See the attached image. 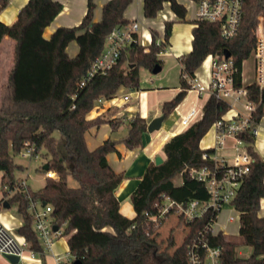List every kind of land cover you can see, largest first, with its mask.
I'll return each mask as SVG.
<instances>
[{
  "label": "trees",
  "instance_id": "1",
  "mask_svg": "<svg viewBox=\"0 0 264 264\" xmlns=\"http://www.w3.org/2000/svg\"><path fill=\"white\" fill-rule=\"evenodd\" d=\"M10 1L0 0V13ZM132 3L133 0H109L103 7L102 19L94 22L95 3L88 0L81 24L58 28L50 39L44 37V31L63 9L55 0H29L13 24L0 21V43L4 37L15 43L13 65L0 103L2 188L18 181L16 173L23 171V167L15 158L26 145L34 148L33 158L39 155L43 166L47 164L48 170L58 176L57 180L47 178L44 186L36 191L29 187L27 195L19 193L9 200L11 205H17L22 217L17 233L26 238L35 252L43 249L34 230L29 209L31 201L52 206L54 224L58 227L66 224L70 255L83 264H187L188 245L209 221L207 216L188 224L181 230L186 233L177 244L172 237L174 228H171L167 233L168 243L161 248L156 237L170 216L155 223L146 213L151 216L158 213L163 195L178 202L208 199L206 186L183 171L186 167L200 168L210 164L202 159L201 141L214 123L229 111V105L215 95L209 96L199 120L164 145L163 162L152 163L141 177L131 195L135 217L130 219L121 213L115 192L126 176L111 168L107 156L117 152L118 143L129 150L142 148L147 121L139 114L129 121L126 116L111 120L107 114L90 120L88 115L99 100L113 99L121 88L140 90L141 68L150 71L156 65L163 68L158 56L169 45L174 22L165 23L162 46L156 45L158 33L152 30L149 52L140 44H132L122 51L117 65L110 71L95 76L83 87L80 84L103 52L113 29L132 23L125 17ZM165 3H170L175 15L185 20L187 11L177 0H144L145 18H156ZM260 15H264V0H244L241 28L231 40L221 37L216 24L194 22L192 50L179 60L180 91L161 106L166 118L185 100L193 87L190 81L209 55L223 60L225 51H229L242 70L243 62L250 58L256 45ZM73 42L79 49L75 57L67 51ZM237 79L240 81V75ZM248 89L251 99L259 103L254 118L260 123L264 118V91L260 92L257 86ZM125 121L128 133L120 142L108 139L95 149L89 148L85 137L88 131H97L104 124L116 131ZM56 132L62 139L55 136ZM242 137L255 162L232 201L239 213V238L236 240L222 233L208 234L211 245L222 249L221 264H262L264 258V217L259 216L264 198V159L254 152V137L250 133ZM43 166L39 170L46 172ZM69 177L77 182V187L69 185ZM178 177L180 182L177 183ZM174 225L181 227L179 220ZM239 245L252 249L249 257L237 254ZM172 246L175 247L171 252Z\"/></svg>",
  "mask_w": 264,
  "mask_h": 264
},
{
  "label": "built area",
  "instance_id": "2",
  "mask_svg": "<svg viewBox=\"0 0 264 264\" xmlns=\"http://www.w3.org/2000/svg\"><path fill=\"white\" fill-rule=\"evenodd\" d=\"M190 1L196 6L197 20L218 25L223 39L231 40L238 35L243 18L244 0ZM141 30L143 29L139 21L114 28L106 39L103 52L93 62L80 87H83L95 76L110 71L117 65L122 51L132 44H140L144 47L145 52H149L152 39H149V44H147L145 33H141ZM164 43L165 36L164 39L157 38V46H162ZM159 55H173L175 57L168 46ZM250 57H253L254 64L252 81L248 84L244 82L243 71L236 66L232 56L228 59L219 60L213 55H209L205 59V61L210 59V73L207 82L202 80L198 72L190 81L193 86L190 91H194L198 98H202L204 94L215 95L229 105L226 116L215 122L212 127L215 131L213 146L203 149L202 159L210 164L200 168L186 167L183 171L192 179L206 186L209 194L208 199L178 202L163 195V204L158 213L153 216L146 213V216L155 223L161 219H167L169 216L170 218L176 216V220L181 223V230L186 229L188 224L209 216L205 229L198 232L188 245L187 264H221L222 249L211 245L208 234L210 236H217L219 233L224 234L225 226H221V230L215 232L218 217L224 207L235 210L232 201L255 162V157L248 150V143L242 136L250 133L256 139L259 134L260 123H257L254 118L259 103L251 99L248 88L257 86L260 92L264 91V15L259 16L256 45ZM239 75L240 81L237 79ZM102 101L103 99L99 100L98 104ZM197 105L194 104L187 114L181 116L180 126H182L183 131L202 117L203 112L197 110ZM26 146L19 156L39 159V155L33 158L34 148ZM45 175L46 178L58 179L57 174L52 170H47ZM3 190L4 196L0 200V256L5 258L17 256L21 260L24 251L29 250L32 257L51 254L57 264H72L74 260L69 252L67 253V256H70L69 263H65L63 258L54 252L56 242L69 236L65 235L66 224L61 227L54 224L52 206L47 204L43 206L40 201H31L29 206L34 230L43 249L42 252L38 253L32 249L24 236L17 233L19 227L13 224L11 220L14 217L5 212L6 208L4 207V203L16 194H28L29 186L26 179L19 178L15 185H6ZM236 220L237 218L231 215L228 218L229 223H235ZM54 227L57 229L55 230ZM7 264L11 263L8 261ZM262 264H264V258Z\"/></svg>",
  "mask_w": 264,
  "mask_h": 264
},
{
  "label": "crops",
  "instance_id": "3",
  "mask_svg": "<svg viewBox=\"0 0 264 264\" xmlns=\"http://www.w3.org/2000/svg\"><path fill=\"white\" fill-rule=\"evenodd\" d=\"M28 1L29 0H11L9 5L0 13V21H2L5 24H9V25L13 24L16 21L20 10L26 5ZM55 1L60 2L63 5V9L57 15V17L53 20V22L45 29L44 37L46 39H50V37L53 35V33L58 28H61V27L73 28V27L79 26L84 16L86 15L87 9H88V0H55ZM108 1L109 0H94V3H95V10H94V16H93L94 22H99L102 19L103 7ZM178 1L179 0H177V2ZM134 2L135 0H133V3L128 7V9L125 12L126 19H128L131 22L139 21L141 12H143V15H144V0H136L137 2L136 9L133 6ZM164 8L169 9V13H170L168 14L169 19L165 21V23L168 21L174 22L173 28H172V38L169 40V48L170 46H172L173 48H175V50H178L179 52H181V54H183L182 56H184L192 50V40H193L192 30L194 28V22L196 20L187 21L185 17L184 22H189V26L188 25L185 26L184 32L182 34H183V37L187 38L189 44L188 43L187 44L178 43L176 42V39H178L180 32H181L180 29L182 28L181 25H179L178 23H181L183 21L179 19L175 15V13L171 10L170 3H165ZM162 16L166 18V15L162 14ZM148 20H151V19H148ZM165 23H164V32H165ZM142 32L145 33V37L147 39L146 42L147 44H149L148 42L149 39L150 40L152 39L151 30L145 28L141 30V33ZM158 37H159V33H158ZM71 45L72 43L67 48L68 51ZM14 46H15L14 41L10 39L9 37H4L0 43V85L2 86L1 91H0L1 98L4 95L6 78L13 65ZM78 50H79L78 48H74V50L71 51L72 53L69 52V55L71 57H75L78 53ZM172 52L175 54V58H177L179 61L182 56L178 58L177 57L178 54L175 51H172ZM199 70H198V75L202 78L204 82H207L208 75L206 73H200ZM155 91H156L155 93L157 97V103L162 106L164 102L170 101L176 96V94L180 91V85L177 87H173V88L163 87ZM193 93L196 94L194 91H189L185 100L177 107L176 110H178V113H179L178 118H181V116L185 115L190 104L192 105L198 104L200 98H198L196 94L195 99L192 100L190 94H193ZM138 102H139V90L132 91L127 88H121L113 99L103 100L98 105H96L93 111L89 113L88 119L92 120V119L97 118L100 115L107 114V118L111 120L121 119L124 116H126L127 120L129 121L136 115L138 114L140 115ZM175 111L171 115H173ZM161 115L163 114L157 111L153 113V115H151L149 119H147V117H143V118L147 121V124H149L154 118H157ZM261 122H260L259 134L255 139L253 149L257 157H259L260 159H264V125H262ZM100 130L101 131H99V129L97 131L94 130L95 133L101 134L100 144H102L104 141L108 139L112 140L113 142H120V140L126 137L128 133L127 121L122 123L118 127L116 132L112 131L111 126L109 124H104V126ZM182 131L183 130H181L180 132ZM180 132L170 131L169 136L164 137V141L160 142L157 145V147H155V141L158 139L157 134L153 135L154 132L149 133L147 131V133L143 135L142 148H139L136 150H129L125 147L124 144L118 143L116 145L117 152L110 153L107 156V161L109 165L111 166V168L116 173H123L126 176V179L123 180V182L121 183V185L117 188L115 192L117 198L120 201L121 213L124 216L128 217V215H125L122 212L123 204L129 199L131 200V195L136 189L139 181L141 180V177L144 175L147 168L152 163H155V160L157 157H154V155L159 150L163 152L164 145L172 137H174L176 134ZM200 146H201V149H206L207 143H205L202 140ZM162 159L164 160V155ZM134 214H135V211H134ZM259 216L264 217V198L261 200ZM134 217L129 216L128 218L132 219ZM13 224L18 227L22 225V223H15V222H13ZM221 226H224V225H221ZM239 229H240V226H239ZM68 239L66 240V242L63 243V245L65 244L67 249L64 246L62 249L60 248L59 241H61V239L56 242L54 246V252L56 254L61 255L62 253H64L65 249H66V252H65L66 254L69 252Z\"/></svg>",
  "mask_w": 264,
  "mask_h": 264
},
{
  "label": "rangeland",
  "instance_id": "4",
  "mask_svg": "<svg viewBox=\"0 0 264 264\" xmlns=\"http://www.w3.org/2000/svg\"><path fill=\"white\" fill-rule=\"evenodd\" d=\"M179 4L185 7L186 9V20L191 21V20H197V15H196V6L195 4H192L190 0H179ZM135 9L137 8V2L135 0L134 5ZM162 14L166 15V18L162 16ZM169 13V9L164 8L156 18L148 20L144 17L143 12H141L139 22L141 23L142 29H150L151 31L154 30L159 33V38L164 39V23L167 21ZM135 19V18H134ZM145 22V23H144ZM143 24V25H142ZM181 25L180 29V35L178 39H176V42L178 43H183V44H189L187 38L183 37V32L185 26H189V22H181L178 23ZM172 38V34L170 39ZM175 40V38H174ZM173 41V39H172ZM172 43V42H171ZM169 47V45H168ZM74 48H78V45L76 42H73L72 45L70 46V49L68 51L71 52L74 50ZM171 51H175L178 55L177 57H181L183 54L179 52L178 50H175L172 46H170ZM72 53V52H71ZM158 59L162 61L163 65V70L159 74H153L150 70H147L145 68L140 69V90H139V112L142 117H147L149 119L151 115L155 112H160L162 113L161 110V105L157 103V97H156V91L159 88L163 87H177L180 85V79H181V64L178 61L177 58H175L173 55H159ZM254 60L253 57H250L243 63L242 71L244 75V82L246 84L250 83L252 81V68H253ZM200 71L203 72L202 68H200ZM1 85H0V91H1ZM192 100L195 99L196 94H190ZM209 98L208 94H204L202 98L199 99L198 105H197V110L201 112L203 110V107L205 103L207 102ZM195 101V100H194ZM2 102V98L0 95V103ZM193 105L190 104L186 113L191 109ZM178 110L175 111L173 115L168 116L165 121L163 122L162 128L158 131H155L153 135L157 134V140L155 141V147L157 145L164 141V137L169 136L170 131H181L183 128L180 126V118ZM262 125H264V118L262 119L261 122ZM102 125L99 128L100 129L103 127ZM126 131V129H125ZM116 132V131H115ZM118 134V133H117ZM55 136L58 139H62V136L59 133H55ZM100 136L101 134L95 133V131L92 129L88 131L85 135L86 137V142L89 146L90 149H95L100 145ZM203 141L207 143L206 148H211L214 144L215 141V131L214 128H212L207 135L203 138ZM154 147V149H155ZM163 152L159 150L154 157H163ZM15 162L23 167V171H19L16 173L17 177L19 178H24L26 179V183L28 186L33 190L36 191L40 189L41 187L44 186L45 181H46V175L45 172L40 171L39 168L43 166V160L41 157L39 159H29L27 157H22V156H17L15 158ZM1 179H2V173H0V200L4 196V190L1 185ZM177 183L180 182V177L177 178ZM68 183L71 187H77L78 184L77 182L73 179L70 178L68 179ZM8 214L12 215L14 217L13 222L15 223H22V217L18 214L17 212V205L13 204L11 205L10 209H6ZM122 212L125 215L134 217V210L132 207V202L131 200H127L123 204ZM233 216L237 218L235 223H229L228 218L229 216ZM176 217V216H175ZM172 217L168 222H166L160 229V232L158 236L156 237L157 242L160 244L161 248H164L167 243H168V237L167 233L168 230L171 231V228H174L172 237L174 239L175 244H177L180 240L179 238L184 236L186 233L185 231H181V227H175L174 223L176 222V218ZM224 225L226 226L224 230V234L227 237H232L234 239L239 238V213L236 210H231L229 207H224L223 210L221 211L219 217H218V223L215 225V232H219L220 226ZM173 226V227H172ZM111 230V229H109ZM68 237H64L59 241L60 248L62 249L63 246L66 248L65 244L63 245L64 242ZM175 246L171 247V252L174 250ZM67 249V248H66ZM66 249L64 253H62L60 256L63 258V261L65 263H69V258L70 256H67ZM252 252V249L248 246L245 245H239L237 249V254L240 257H249ZM8 260L5 257L0 256V264H7ZM21 264H57L56 260L53 258L51 254H46L45 256H36L32 257L31 253L29 250H25L23 253V256L20 260Z\"/></svg>",
  "mask_w": 264,
  "mask_h": 264
},
{
  "label": "water",
  "instance_id": "5",
  "mask_svg": "<svg viewBox=\"0 0 264 264\" xmlns=\"http://www.w3.org/2000/svg\"><path fill=\"white\" fill-rule=\"evenodd\" d=\"M230 57H231L230 52H229V51H225V53H224V58H225V59H228V58H230ZM161 71H162V66H160V65H156V66L152 69L151 72H152L153 74H159ZM165 119H166V116H165V115H161V116H159V117H157V118H154V119L148 124V126H147V131H148L149 133H153V132H155V131L160 130V129L162 128V125H163V122L165 121ZM162 162H163V159L160 158V157H157L156 160H155V164H156V165H159V164H161ZM43 169H44V170H48V169H49L48 165L45 164V165L43 166ZM45 205H46V203H43V206H45ZM4 207H5L6 209H10V208H11V204H10V202H9V201H6V202L4 203ZM54 229L56 230L57 227H54ZM6 259H7L11 264H21V263H20V260H19V257H17V256H7ZM72 264H83V262H82L81 260H74Z\"/></svg>",
  "mask_w": 264,
  "mask_h": 264
},
{
  "label": "bare ground",
  "instance_id": "6",
  "mask_svg": "<svg viewBox=\"0 0 264 264\" xmlns=\"http://www.w3.org/2000/svg\"><path fill=\"white\" fill-rule=\"evenodd\" d=\"M201 68H202L203 72H201L200 70H199V72L200 73H206L209 76V73H210V59H207L204 62L203 66Z\"/></svg>",
  "mask_w": 264,
  "mask_h": 264
}]
</instances>
